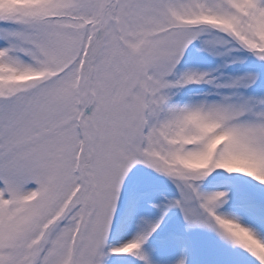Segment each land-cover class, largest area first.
<instances>
[{"label": "snow or ice", "instance_id": "obj_1", "mask_svg": "<svg viewBox=\"0 0 264 264\" xmlns=\"http://www.w3.org/2000/svg\"><path fill=\"white\" fill-rule=\"evenodd\" d=\"M0 264H264V0H0Z\"/></svg>", "mask_w": 264, "mask_h": 264}, {"label": "rangeland", "instance_id": "obj_2", "mask_svg": "<svg viewBox=\"0 0 264 264\" xmlns=\"http://www.w3.org/2000/svg\"><path fill=\"white\" fill-rule=\"evenodd\" d=\"M229 71L231 72V71H235V69H229Z\"/></svg>", "mask_w": 264, "mask_h": 264}]
</instances>
